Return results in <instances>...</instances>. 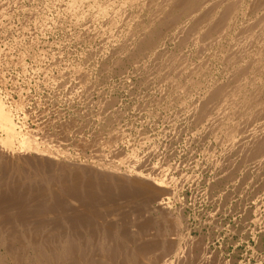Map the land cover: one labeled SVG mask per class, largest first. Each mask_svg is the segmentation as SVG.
I'll return each mask as SVG.
<instances>
[{
	"label": "bare ground",
	"instance_id": "1",
	"mask_svg": "<svg viewBox=\"0 0 264 264\" xmlns=\"http://www.w3.org/2000/svg\"><path fill=\"white\" fill-rule=\"evenodd\" d=\"M59 1H61V0H59ZM62 1L64 2V0H62ZM65 1H67V0H65ZM32 3H33V1H32ZM10 5H11V3H10ZM55 5H57V4L55 3ZM68 5H69V8H71L70 10H71L72 14L77 16L80 19L85 20L86 18L89 17V18H92L94 21H97V22L101 18H103L102 20H104V18H106L108 20V22L104 20L107 24H109V32H108L109 34L106 36L107 38H105V39L107 40L106 41L107 44L110 43L111 46H109V47H112L111 48L112 53L114 55H116V58H117V56H119L117 59L121 60L120 58L123 56V57L128 58V60L130 59L132 61V63H134V67L137 70H140L141 74L144 73V75L146 76L145 80H144V78H142L143 81L145 82V84H148L152 80L156 81L157 89H159L161 94H164V93L165 94L166 93L177 94V96L176 95H174V96H176L178 98V100L181 101L182 105H180V106L184 107L182 109L186 112V114L188 116H190V118L193 119L195 125L198 124L201 127H205L207 129L206 132L208 131L211 134H213L214 138L218 141L217 143H219V144H221V143L223 144V142L227 143V146L231 150H234V153H233L234 158L231 156L232 159H231V161L229 160L230 162L228 164L230 170H234V169L237 170L236 168H240L239 170L242 171L241 166H242V168H243V165H244V167H246L247 166L246 164H249V165L253 164L254 165L253 166L254 168L252 167L253 168L252 171H255V169H257V168L260 169L261 166L263 168V166H264V0H68ZM62 8H64V7H62ZM69 8H68V12H69ZM47 9L49 10V8H47ZM42 10H44V9H42ZM71 12H69V13H71ZM32 16H30V17H32ZM92 19H88V20H92ZM37 22H36V24H37ZM2 24L4 25L3 22H2ZM42 24H43V22H42ZM83 24H85V22ZM103 24H104V22H103ZM54 26H55V24H54ZM99 26H102V24ZM40 29H42V28H40ZM65 30H66V28H65ZM88 30L92 31L91 29H88ZM30 32H32V31H30ZM95 33H96V30H95ZM100 33H99V35H100ZM77 35H78V32H77ZM94 36H93V39H94ZM89 37H87V38H89ZM77 38H75V39H77ZM14 39H15V37H14ZM166 42L174 43L176 50H171L172 49L171 47H170L171 49H167V43ZM164 46H165V48H164ZM109 47H108V49H110ZM160 47H162V50H160ZM216 47H218V48H216ZM8 49H9V47H8ZM209 51H213L214 55L208 54L207 58L209 55H210V57L214 56L216 58V60L221 64L220 66L222 67V70L220 69L219 73H220V71H222L221 73H223V76L225 78L223 80H221V79L218 80L217 79L218 77L216 78V76L214 75L215 76L214 78H216V80L214 79L215 81H213V82L210 81L211 83H209V81L207 80L209 84H205L202 81H199V78L195 80V78L198 75L199 76L201 75V74H198V72L202 70V67H201L202 65H200V64H204V63L200 62V64H199V62H197L200 65V67H199L198 65H196L197 63L194 62L192 56L193 55H195V56L197 55V57L199 55L203 56L202 55L203 52L207 54V53H210ZM109 52L110 51L107 52L108 55H109ZM4 53H6V52H4ZM20 54H23V53H20ZM36 55H38V54H36ZM4 56H5V54H4ZM10 56H12V55H10ZM3 58H5V57H3ZM16 58H17V56H16ZM109 58H110V56H109ZM116 58H114L113 60L114 61L116 60V62H117ZM10 59H12V58H10ZM110 59H112V57ZM128 60H126V62ZM207 60H205L206 63L208 62ZM22 61H23V59L21 60V62ZM122 61H123V59H122ZM203 61H204V59H203ZM19 62H20V60H19ZM5 63H7V61H5ZM103 65H104V67L106 66L105 64H103ZM206 66H208V64ZM70 67L72 68L73 66H70ZM210 67H211V65H210ZM204 68L207 70L208 67L206 68L204 66ZM64 69H65V67H64ZM209 69H211V68H209ZM202 72H203V70L201 71V73ZM64 73H66V72H64ZM77 73H78V71H77ZM87 73H88V71H87ZM44 74L46 75V73H44ZM67 75H70V74H67ZM202 75H203V73H202ZM127 76H126V78H127ZM209 76H210V71H209ZM83 77H85V75ZM141 77H143V76H141ZM219 77H220V75H219ZM65 78H66V76H65ZM79 78H80V75H79ZM5 80H6V78H5ZM56 81H57V79H56ZM61 81H62V79H61ZM154 81H152V82H154ZM0 82H1V80H0ZM45 82H47V81H45ZM58 82H60V81H58ZM141 82H142V80H141ZM152 82H151V84H152ZM205 82H206V80H205ZM69 85H70V83H69ZM190 85H192V88L190 87ZM78 87H79V85H78ZM144 87H146V86H144ZM148 88H151V87L148 86ZM2 93H3V91H2ZM194 93H195V95H193ZM185 94L188 95V98L190 99L189 101L185 100V98H187V97L184 98ZM6 95H7V92H6ZM10 96H9L10 98H13L12 95H10ZM174 96H173V98H174ZM189 96H191V97H189ZM74 97L76 98V96H74ZM80 98H81V96H80ZM130 98H131V96H130ZM140 98H142V97H140ZM78 99H79V97H78ZM20 100H21V98H20ZM149 101H151V99ZM16 102H15V104H16ZM89 102H91V101H89ZM105 102H107V101H105ZM151 102H150V104H151ZM104 103H102V104H104ZM174 103H175V101H174ZM13 104L14 103L8 104L4 100L3 96L0 94V264H187V262H188V264L191 263L192 258L189 259L190 257L186 256V255L188 254L187 252L190 253V251L192 252L193 250L188 249L190 251H185L186 248L184 249V247L186 245L185 246L183 245L181 247L184 251L183 250L181 251V249H180L181 247H179L180 244L178 243L179 246H178V244H175L176 243L175 241H177V240L174 239L175 240L174 241L172 239L174 241V243H170L171 240L169 242V240L166 239V241H167L166 242L165 238H167V237H165L163 239L164 240L163 242H165V243H163L161 241L162 238H160V241L162 242L163 245H161V243H160L161 247L159 248L158 244L155 243V245L157 244L156 246L158 247V248L157 247L155 248V245H151V243L153 242L152 238H150L147 241V239H148V237L146 238L147 235L146 234L141 235V233H143L144 230H140L141 231V233H140L139 228H138V231H136L137 234L134 232V234L138 235L137 236L138 238H136L132 232L129 234L126 233L129 236L124 235L125 229L124 228H123L124 230L121 229L123 227L122 226L123 224L121 223L122 221L120 222L122 225L119 224L121 226L120 228L118 225H117V227H115L116 223L114 224V226H112V223H110L107 218H106L107 219L106 220L105 217H103L104 215L101 214L102 208L104 209L106 207L112 206V200H114V199H112L113 198L112 196H114L115 192H117L115 195L123 194V196H121L122 198L124 197V194L128 195L129 193H131V194L133 193L134 194L133 197H134L135 195L139 194V192H140L141 193L140 196L142 195L145 197L146 196L150 197L154 202H156L158 204L159 210L163 209V211H165V210H167L168 204H169V203L167 204V202L165 203L164 202L165 200L162 199V196L164 194L166 195V189H165L166 186H164L160 182H157L156 179H151L152 177H150V179L147 178L146 176H144L143 171H140V170L138 171L137 168H136V170H137L136 172L130 171V169L127 171L124 170L121 172L117 165H116V167H115V165H110V164L105 166L102 163L103 161L101 162L102 164L96 163L94 161L92 164H89L87 162V160L85 161V163H80L79 161L77 162L75 155L73 157L75 159L74 160L72 158L73 155L71 156L70 153L66 157H64V156L61 157L58 154L59 151H57V154L56 153L55 154L50 153L49 145H48V147H49L48 151L49 152L47 151L46 146L42 145L46 149L45 151H43L33 142L34 140L32 141L33 142L32 143L30 138L31 137L36 138L38 136L39 132H41L45 136V134H47L46 131L48 129V123H50L51 121L49 120V122H46V124H42V123H40V121H38L39 124H37V127L35 126L36 127V128L34 127L35 129H31V128H29L30 125H29V127H27V119H26L27 116L30 115L27 112H30V111H27V109H26V111H27L26 112L24 109H21V111L22 110H24V111H22L20 113L19 109L21 107L19 106V104H17V105H13ZM145 105H147V104H145ZM22 106H23V104H22ZM99 106H98V108H99ZM45 110L46 109H44V111ZM98 111H100V110L98 109ZM109 111L110 110H107V112H109ZM60 112L61 111H59V114H61ZM148 112H150V111H148ZM122 114H123V112H122ZM98 116H100V115H98ZM161 116H162V114H161ZM157 117H159V116H157ZM36 118H35V120H36ZM114 118H115V115H114ZM187 119H185V120H187ZM57 120H58V118H57ZM107 121H109V120H107ZM118 121H120V119ZM52 122H54V121H52ZM146 122H147V120H146ZM69 123H70V121H69ZM107 123L110 124V122H106L105 125ZM131 123L133 124V122H131ZM58 124H60V123H58ZM74 124L76 125V123H74ZM54 125H56V124H54ZM198 125H196V126H198ZM62 127H64V124ZM56 128H54V129H56ZM197 129H200V128H197ZM61 131H62V128H61ZM152 131H153V129H152ZM191 131H192V129H191ZM114 132H116V131H114ZM93 133L94 132H92V134ZM111 133H112V131H111ZM111 133H109V134H111ZM47 135L49 136V134H47ZM93 135L95 138L96 137L95 134H93ZM124 135H125V133H124ZM63 136H64V134H63ZM99 137H100V134H99ZM57 139H59V138H57ZM139 139H141V138H139ZM212 139H213V137H212ZM59 140H61V139H59ZM66 140H69V139H66ZM107 140H108V137H107ZM63 141H65V140H63ZM52 142H55V141L53 140ZM105 142L103 141V143H105ZM118 142L120 143V141H118ZM140 142H141V140H140ZM39 143H41V142H39ZM39 143L37 140L38 145H39ZM124 143H125V141H124ZM55 144H57V143H55ZM98 144H100V143H98ZM59 145L60 144L58 143V146ZM94 145H95V143H94ZM52 147H53V145H52ZM80 147H82V146H80ZM149 147L150 146L148 144V148ZM96 148L97 147L95 145V149ZM154 148H155V146H154ZM224 149H227V148H224ZM97 150H95V151H97ZM142 150H143V148H142ZM193 150H194V148H193ZM116 151L119 152V149ZM102 152H104V151H101V153ZM110 152L111 151H109V155H110ZM115 153L116 152H114V154ZM119 153H122V152H119ZM132 153H131V155H133ZM153 154H155V153H153ZM224 154H226V153H224ZM170 155H171V153H170ZM100 156H101V154H100ZM139 156H140V154H139ZM227 156H225V157H227ZM78 157H79V155H78ZM105 157H106V155H105ZM119 158H120V156H119ZM167 159H166V162H167ZM226 159H228V158H226ZM93 160H94V158H93ZM107 160L108 159H106V161ZM113 160H114V158H113ZM125 160H127V159H125ZM108 161L110 162V160H108ZM221 161L224 162V160H221ZM121 162H123V160ZM132 162H135V161H132ZM105 164H108V163H105ZM146 164H148V163H146ZM166 164H168V163H166ZM89 165H91V166H89ZM215 165H217V164H215ZM249 165L247 166V168L249 167ZM134 166H137V165L134 164ZM142 166H144V164ZM220 166H222V165L220 164ZM89 167H91V168H89ZM145 167H147V166H145ZM255 167H257V168H255ZM141 168H143V167H141ZM262 168L260 170H264ZM259 169H258V171H259ZM223 170H224V168H223ZM235 170L231 171V172L235 173L236 172ZM244 170L245 169H243V171ZM134 171H135V168H134ZM258 171L256 173H259ZM164 172H167V171H164ZM213 173H215V172H213ZM250 173H251V171H250ZM260 175L261 174H259V176ZM225 176H227V175H225ZM233 176H235V175H233ZM173 177H174V175H173ZM249 177H251V176H248V178ZM231 178H232V176H231ZM166 180H168V179H166ZM243 183H245V182H243ZM168 184H169V182H168ZM168 184H166V185H168ZM179 184L180 183H177V185H179ZM190 186H191V184H190ZM243 186H244V184H243ZM232 187H233V185H232ZM255 190H257V189H255ZM171 192H169V195ZM118 195H117V197H118ZM131 197H132V195H131ZM137 197H139V196H137ZM145 197H142V198H145ZM174 197H175V195H174ZM256 197H257V195H256ZM119 198H120V196H119ZM134 198H136V197H134ZM131 200H129V201H131ZM135 200H134V202H135ZM140 201H142V200H140ZM123 202H124V199H123ZM179 202H180V200H179ZM182 202H184V201H182ZM136 203H138V202H136ZM136 203H135V205H136ZM146 204L147 203L145 202V205ZM115 206H117V205H115ZM122 207H124V204ZM135 208H139V207H135ZM148 210H149V208H148ZM132 211H134V210H132ZM145 211H144V213H145ZM105 213L107 214V211ZM109 213L111 214L113 212H109ZM135 213H133V214H135ZM141 213H142V211H141ZM127 214H129V213H127ZM162 214L164 216V213H162ZM166 214H168V213H166ZM166 214H165V216H166ZM125 215H126V213H125ZM125 215H123V216H125ZM88 216L89 217L92 216V217L96 218L97 223L94 224L90 220V218L92 219V217L88 218ZM145 216L147 217V215H145ZM180 216H181V214H180ZM142 217H140V218H142ZM148 217H150V216H148ZM111 218L112 217H110V219ZM114 218H115V216H114ZM114 218H112V220ZM140 218H139V220H140ZM168 218H171V217L168 216ZM175 218H177V217H175ZM136 219H138V218H135V220ZM151 219H149V220H151ZM162 219H163V217H162ZM93 220H95V219H93ZM112 220H110V221H112ZM172 220L170 219V221H171L170 223H172L174 221V220L173 221ZM90 221H91V223L94 224L93 226H91L90 223H87ZM129 221H131V220H129ZM133 221H134V219H133ZM136 221H138V220H136ZM167 222H169V221H167ZM148 223H149V221H148ZM155 223H156V221H155ZM159 223H160V227H161V222H159ZM164 223H166V222H164ZM152 224H154V223H152ZM156 225H157V223H156ZM181 225H182V222L179 221L177 218L176 221L174 222L173 226L171 225V229H168V227H166V228L168 229V231L169 230L170 231L171 230L177 231V233L175 232V234L178 235L179 234L178 230H179V227H181ZM140 226H141V224H140ZM129 227H130V225H129ZM129 227L127 226L126 228H129ZM134 227H137V226L134 225ZM183 227H184V225H183ZM132 228H133V226H132ZM166 228H163L164 231ZM169 228H170V226H169ZM135 229H134V231H135ZM145 229H146V226H145ZM159 229L162 230V227ZM129 230L131 231V229H129ZM148 230H149V227H148ZM148 230H147V232H148ZM161 230L159 232L160 234L165 233ZM183 230L181 231L180 236H181V239H183L182 241L184 243L185 239L188 237V233L187 232L185 233V231H183ZM132 231H133V229H132ZM151 231H152L151 233H153L154 229ZM138 233H140V234H138ZM130 234H132V235H130ZM169 234L171 235L172 232H169ZM175 234H172V235H175ZM144 235H146V236L144 237ZM172 235H171V237H172ZM158 236H159V234L157 232V237ZM180 236L179 237L177 236V237L180 238ZM120 239H121V241H120ZM180 240L178 242H180ZM194 240H195V238H194ZM146 241H147V243L148 242H151V243H149V245H145ZM186 241H188V240H186ZM144 242H145V244H144ZM188 242H186L185 244H187ZM152 244H154V243H152ZM149 246H152L151 248H153V249L155 248L154 250L152 249L153 252L150 250L151 248L149 249ZM187 246H188V244H187ZM194 246L195 245L193 244V247ZM200 246H198V247L200 248ZM188 248H191V247L189 246ZM157 249H161L162 251L164 250V252H165V254L163 253L164 255L161 256L160 258H157L154 255V253H155L154 251ZM200 251H201V248H200ZM171 253H174L173 256H175V259L170 257ZM191 254H193V253H191ZM195 256H196V254H195ZM199 256H200V254H199ZM187 257H189V258H187ZM191 257H192V255H191ZM193 257H194V255H193ZM188 259L190 261H187ZM194 261H196V260H194ZM207 261H209V260H207ZM214 264H216V263H214Z\"/></svg>",
	"mask_w": 264,
	"mask_h": 264
},
{
	"label": "rangeland",
	"instance_id": "2",
	"mask_svg": "<svg viewBox=\"0 0 264 264\" xmlns=\"http://www.w3.org/2000/svg\"><path fill=\"white\" fill-rule=\"evenodd\" d=\"M32 1H33V3H32ZM54 1L53 0H36V1L35 0H19V1L18 0H0V3H1L0 4V16H1L0 17V23L1 24H2V22L4 23V25L0 24V80H1V82H0V94L3 96L4 100L8 104H12V103H14L13 105L19 104V106L21 107L20 108L18 106L20 108L19 109L20 113L24 110L26 111V109H27V111H30V112L26 111L27 113L30 114V115L28 114L29 116H27V118H26L27 119V127H29V125H30L29 128L35 129L37 127V124H39L38 121H40V123H42V124H46V122H49V120L51 121L50 123H48V129L46 131L47 134H49V136L47 134H45V136H44V134L39 132L38 136L36 138L35 137L30 138L31 142L34 140L33 142L43 151H45L46 149L48 151L50 149L49 150L50 153H54V154L55 153L57 154V151H59L60 153L58 152V154L61 157H63V156L66 157L69 155V153L71 156L73 155L72 158L75 155L77 162L79 161L80 163H85L86 160L89 164H92L93 161L96 163H101L103 161L102 163L105 166L110 164V165H115V167H116V165H117L121 172L124 170L127 171L129 169H130V171H133V172L140 170V171H143L144 176H146L147 178L150 179V177H152L151 179H156L157 182H160L161 184L166 186V188H165L166 189V195L167 194L168 195L166 196L164 194L162 196V199L165 200L164 201L165 203L166 202H167V204L169 203L168 208H167V210L169 212L167 210L163 211V209L159 210L158 204L156 202H154L148 196H146V197L142 196V195L140 196V194H141L140 192H139V194L134 196L136 198L133 197V195H134L133 193L132 194L129 193L128 195L124 194L123 198L121 197V196H123V194H121V195L117 194L118 195V197H117V195H115L117 192L114 193V196H112L113 197L112 199H114V200H112V206H109L110 208L109 207H106L104 209L102 208L101 214L104 215L103 217H105V219L107 218L109 220V222L112 223V226H114V224L116 223L115 227H117V225H118L120 228L121 227L120 225L123 224L122 225L123 227L121 229H123V228L125 229L124 235H127L131 232L133 234H134V232L137 234L136 231H138V228H139L140 233H141L140 230H144V232L141 233V235L146 234L147 236L144 235V237L145 236H146V238L148 237L147 241L150 238L153 239V240L152 239L151 240L153 241L152 243H154V244H152L151 242L147 243V241H146V244H145V242H144V244L149 245V243H151V245H155V243H157L159 248L161 247L160 243H161V245H163L162 242L164 241L163 239L165 237H167V238H165V241H166V239L169 240V242L171 240L170 243H174V241L177 240V241H175L176 242L175 244L179 243L180 244V246L178 244L179 247L186 245L184 247V249L186 248L187 250L185 249V251H190L188 249L193 250L192 252L190 251V253L187 252L189 255L188 254L186 255V256L190 257V258L189 257H187V258H189V259L192 258L191 263H189V264H197V263L198 264H203V263L204 264H211V263L212 264H214V263H216V264L217 263L218 264H264V201H263L264 200V188H263L264 187L263 186L264 185L263 184L264 183V170H260L262 168V166L260 167V169L255 167L257 169H255V171H252L254 168L253 167L254 165L253 164L252 165L246 164L247 166L249 165L248 168L246 165H245L246 167H244V165H243V168L241 166L242 171L239 170L240 168H236L237 170H235L233 168L236 172L235 173L231 172L234 170H230L228 164L234 155L233 154L234 150H231L227 146V143H224V142H223V144L217 143L218 141L214 138L213 134H211L208 131L206 132L207 129L205 127H201L198 124H196V125H198V126H196L194 124L193 119L190 118V116H188L186 114V112L182 109L184 107L180 106L182 104H181V101L178 100V98L176 97L177 94H175V93H173V94L172 93L161 94L159 89H157L156 81L152 80L155 83L151 81L152 84H151V82H149L148 84H145V82L143 81L142 78H144V80H145L146 76L144 75V73L141 74L140 73L141 71L137 70L134 67V63H132V61L130 59L128 60V58L123 57V56L120 58L121 60L117 59L119 56H117V58H116V55H114L112 53V49H111L112 47H109V46H111L110 43H108V44L106 43L107 40L105 38H107L106 36L109 34L108 33L109 32V24H107L105 22V21L108 22V20L106 18H104L105 21L102 20L103 18L98 20L99 23L97 21H94L92 18H89V17L86 18L87 20L86 19L85 20L80 19L77 16L72 14V12L70 10L71 8H69V5H68V0L67 1L64 0V2L62 0L61 1L54 0ZM10 3H11V5H10ZM55 3L57 5H55ZM62 7H64V8H62ZM47 8H49V10ZM68 8H69V12H71V13L68 12ZM42 9H44V10H42ZM30 16H32V17H30ZM88 19H92V20H88ZM36 22H37V24H36ZM42 22H43V24H42ZM82 22L83 23L85 22V24H83ZM103 22H104V24H103ZM54 24H55V26H54ZM101 24H102V26L103 25L104 26L103 27L99 26ZM40 28H42V29H40ZM65 28H66V30H65ZM88 29H91L92 31H90ZM95 30H96V33H95ZM30 31H32V32H30ZM77 32H78V35H77ZM99 33H100V35H99ZM93 36H94V39H93ZM14 37H15V39H14ZM87 37H89V38H87ZM75 38H77V39H75ZM166 43H167V49L172 48L171 50H176L174 43H171V42H166ZM8 47H9V49H8ZM108 47L111 50L108 49ZM164 48H165V46H164ZM216 48H218V47H216ZM106 49L108 51H110L109 55H108V53H107L108 51ZM160 50H162V47H160ZM4 52H6V53H4ZM209 52L210 53H207V54L203 52L202 53L203 56H201L199 54H198L199 55L198 57H197V55L192 56L194 62H196V63L199 62V64H200V62H203L205 64V65L200 64V65H202L201 67L203 70V72H202L203 75L201 73V71H202L201 70V71H199L200 73L198 72V74H201V75L200 76L196 75L197 77L195 78V80L199 78V81H202L205 84H209V83L215 81L217 77H218L217 78L218 80H220V79L223 80L225 78L223 76V73H221L222 71H220L221 74L219 73V70L220 69L222 70V67L220 66L221 64L216 60V58L214 56L210 57V55L207 58L208 54L214 55L213 51H209ZM20 53H23V54H20ZM4 54H5V56H4ZM36 54H38L39 56ZM10 55H12V56H10ZM16 56H17V58H16ZM109 56H110V58L112 57V59H110ZM3 57H5V58H3ZM10 58H12V59H10ZM21 58L23 59V61H22L23 63L21 62V60H22ZM114 58L117 59V62H116V60L115 61L113 60ZM122 59H123V61H122ZM203 59H204V61H203ZM19 60H20V62H19ZM126 60H128V61L126 62ZM205 60H207L208 62L206 63ZM5 61H7V63H5ZM103 64H105L106 66L104 67ZM199 64L197 63L196 65H198L200 67ZM207 64H208V66H206ZM210 65H211V67H210ZM70 66H73V67L71 68ZM204 66L206 68L208 67L207 70L204 68ZM64 67H65V69H64ZM209 68H211L212 70ZM77 71H78V73H77ZM87 71H88V73H87ZM209 71H210V76H209ZM43 72L46 73V75ZM64 72H66V73H64ZM67 74H70V75H67ZM79 75H80V78H79ZM84 75H85V77H83ZM214 75L216 76V78H214L215 77ZM219 75H220V77H219ZM65 76H66V78H65ZM126 76H127V78H126ZM141 76H143V77H141ZM5 78H6V80H5ZM56 79H57V81H56ZM61 79H62V81H61ZM141 80L143 83L141 82ZM205 80H206V82H205ZM207 80L209 81V83ZM45 81H47V82H45ZM58 81H60V82H58ZM69 83H70V85H69ZM78 85H79V87H78ZM144 86H146V87H144ZM148 86L151 88H148ZM190 87L192 88V85H190ZM2 91H3V93H2ZM6 92H7V95H6ZM8 95L9 96L12 95L13 98H10L11 96L9 97ZM174 95H176V96H174ZM186 95L187 94L184 95V98L187 97V98H185V100L189 101L190 99L188 98V95L187 96ZM193 95H195V93ZM74 96H76V98ZM80 96H81V98H80ZM130 96L132 99L130 98ZM173 96H174V98H173ZM78 97H79V99H78ZM102 97L103 98L105 97V98L103 99ZM140 97H142V98H140ZM189 97H191V96H189ZM20 98H21V100H20ZM150 99L152 102L149 101ZM14 101L15 102L17 101L16 104ZM89 101H91V102H89ZM105 101H107V102H105ZM174 101H175V103H174ZM150 102H151V104H150ZM102 103H104V104H102ZM22 104H23V106H22ZM145 104H147V105H145ZM98 106H99V108H98ZM21 109H24V110L21 111ZM44 109H46V110L44 111ZM98 109L100 111H98ZM107 110H110V111L107 112ZM59 111H61L60 112L61 114H59ZM148 111H150V112H148ZM122 112H123V114H122ZM158 113L159 114L161 113L162 116H161V114L159 115ZM32 114L33 115L35 114V115L33 116ZM98 115H100V116H98ZM114 115H115V118H114ZM157 116H159V117H157ZM35 118H36V120H35ZM57 118H58V120H57ZM118 118L120 119V121H118L119 120ZM185 119H187V120H185ZM32 120L33 121L35 120V121L33 122ZM107 120H109V121H107ZM146 120H147V122H146ZM167 120L168 121L170 120V121L168 122ZM52 121H54L55 123ZM69 121H70V123H69ZM61 122L64 124V127H62L63 124ZM106 122H110V124L107 123L105 125ZM131 122H133V124ZM58 123H60V124H58ZM74 123H76V125ZM54 124H56V125H54ZM54 128H56V129H54ZM61 128H62V131H61ZM197 128H200V129H197ZM152 129H153V131H152ZM191 129H192V131H191ZM111 131H112V133H111ZM114 131H116V132H114ZM75 132L76 133L78 132V133L76 134ZM92 132H94L93 134H95V136H96L95 138H94V135L92 134ZM109 133H111V134H109ZM124 133H125V135H124ZM63 134H64V136H63ZM99 134H100V137H99ZM56 137L61 139V140L57 139ZM107 137H108V140H107ZM212 137L214 140L212 139ZM65 138L69 139L70 141L66 140ZM139 138H141V139H139ZM36 139L38 140V143L41 142V143H39V145L37 144ZM53 140L55 142H52ZM63 140H65V141H63ZM140 140H141V142H140ZM103 141L104 142L106 141V142L103 143ZM118 141H120V143ZM124 141H125V143H124ZM55 143H57V144H55ZM58 143L60 144L59 146H58ZM94 143L97 147L96 149H95ZM98 143H100V144H98ZM148 144L150 146L149 148H148ZM42 145L46 146V149ZM48 145L50 148L48 147ZM52 145H53V147H52ZM80 146H82V147H80ZM154 146H155V148H154ZM142 148H143V150H142ZM193 148H194V150H193ZM224 148H227V149H224ZM115 149L116 150L119 149V152H122L124 155L122 153H119ZM95 150H97V151H95ZM101 151H104V152H102L103 154L101 153ZM109 151L112 152V153L110 152V155H109ZM114 152H116V153L114 154ZM131 153L133 155H131ZM138 153L140 154V156ZM153 153H155V154H153ZM170 153H171V155H170ZM224 153H226V154H224ZM100 154L102 157L100 156ZM78 155H79V157H78ZM105 155H106V157H105ZM119 156H120V158H119ZM223 156L224 157L227 156V157L224 158ZM229 156L230 157L232 156V157L230 158ZM93 158H94V160H93ZM113 158H114V160H113ZM165 158L166 159L168 158L167 162H166ZM226 158H228V159H226ZM106 159L110 160L111 163L108 160L106 161ZM125 159H127V160H125ZM120 160L121 161L123 160V162H121ZM221 160H224V162ZM132 161H135V162H132ZM165 162L168 164H166ZM105 163H108V164H105ZM146 163H148V164H146ZM134 164H136L137 166H134ZM143 164H144V166H142ZM215 164H217V165H215ZM220 164L222 166H220ZM89 166H91V165H89ZM145 166H147V167H145ZM141 167H143V168H141ZM89 168H91V167H89ZM134 168H135V171H134ZM136 168H137V170H136ZM223 168L225 171L223 170ZM243 169H245V170L243 171ZM258 169H259V171H258ZM262 169H264V166ZM163 170L167 171V172H164ZM249 170L251 171V173ZM256 170L259 173H256L257 172ZM213 172H215L217 175ZM232 174L235 176H233ZM259 174H261V175L259 176ZM173 175H174V177H173ZM225 175H227V176H225ZM231 176H232V178H231ZM248 176H251V177L248 178ZM166 179H168V180H166ZM168 182H169V184H168ZM243 182H245V183H243ZM177 183H180V184L177 185ZM166 184H168V185H166ZM190 184H191V186H190ZM243 184H244V186H243ZM232 185H233V187L235 185L236 186L233 188ZM255 189H257V190H255ZM169 192H171L170 195H169ZM131 195H132V197H131ZM174 195L176 198L174 197ZM256 195H257V197H256ZM119 196H120V198H119ZM137 196H139V197H137ZM142 197H145V198H142ZM127 198L129 200H131L132 198L134 200L135 199L136 200H135V202L133 199L131 201H129ZM123 199H124V202H123ZM140 200H142V201H140ZM179 200H180V202H179ZM182 201H184V202H182ZM136 202H138L139 204ZM145 202L147 203L146 205H145ZM135 203H136V205H135ZM123 204H124V207H122ZM115 205H117L118 207ZM135 207H139V208H135ZM148 208H149V210H148ZM132 210H134V211H132ZM140 210L142 211V213ZM106 211H107V214L105 213ZM144 211H145V213H144ZM109 212H113V213H111L113 216ZM125 213H126V215H125ZM127 213H129V214H127ZM133 213H135V214H133ZM162 213H164V216ZM166 213H168V214H166ZM144 214L147 215V217ZM165 214H166V216H165ZM180 214H181V216H180ZM123 215H125V216H123ZM114 216H115V218H114ZM148 216H150V217H148ZM168 216H170L171 218H168ZM90 217H92V216H90ZM90 217L88 216V218H90ZM110 217L114 218L116 221L114 219L112 220V218L110 219ZM140 217H142V218H140ZM162 217H163V219H162ZM175 217H177L178 220L182 222V225H181V227H179V230H178V232H179L178 235L175 234V232L177 233V231H174V230L168 231V229H171V225L173 226L174 222L176 221L177 218H175ZM132 218L134 219V221ZM135 218H138V219H136L138 221H136ZM139 218L141 221L139 220ZM93 219H95V220H93ZM149 219H151V220H149ZM170 219L174 220V221L172 220L173 224L170 223L171 222ZM90 220L94 224L97 223V219L94 217H92V219L90 218ZM110 220H112V221H110ZM129 220H131V221H129ZM166 220L169 222H167ZM91 221L87 222V223H90V225L93 226L94 224L91 223ZM148 221H149V223H148ZM155 221H156L157 225H156ZM159 222H161L162 230L159 229V228H161ZM164 222H166V223H164ZM152 223H154V224H152ZM140 224L143 228L140 226ZM129 225L131 228L129 227ZM134 225H136L137 227H134ZM183 225H184V227H183ZM127 226L129 228H126ZM132 226H133V228H132ZM145 226H146L147 230L149 227L148 232L145 229ZM169 226H170V228H169ZM166 227H168V229ZM163 228H166L165 231ZM180 228L182 230L184 229L183 231H185V233L186 232L188 233V237L185 239L184 243L182 241L183 239H181V236H180L181 231H182ZM129 229H131V231ZM132 229H133V231H132ZM134 229H135V231H134ZM153 229H154V231H153V233H151L152 232L151 230H153ZM160 230L165 232V233L160 234L159 233ZM157 232L159 234L158 237H157ZM169 232H172V234H175V235L171 234L172 235V237H171ZM140 233H138V234H140ZM136 234H134V235L136 238H138L137 237L138 235H136ZM130 235H132V234H130ZM127 236H129V235H127ZM177 236L178 237L180 236V238H178ZM160 238H162L161 239L162 242L160 241ZM194 238H195V240H194ZM172 239L173 240L175 239V240L173 241ZM179 240H180V242H178ZM186 240H188L189 242ZM120 241H121V239H120ZM186 242H188L187 243L188 246H187V244H185ZM163 243H165V242H163ZM193 244L196 246V247L194 246L195 248L193 247ZM156 245H155V248L157 247ZM197 245L200 246L201 251ZM189 246L191 248H188ZM151 247L152 246H149V249ZM152 249L153 248H151L150 250L153 252L154 249L153 250ZM161 249H157L154 251L155 252L154 255L157 258H160L161 256H163L165 254L164 250L162 251ZM180 249H181V251L183 250L182 247ZM191 253H193V254H191ZM195 254H196V256H195ZM199 254H200V256H199ZM173 255H174V253H171L170 257L175 259V256H173ZM191 255H192V257H191ZM193 255H194V257H193ZM189 259L187 261H190ZM194 260H196V261H194ZM207 260H209V261H207ZM187 264H188V262H187Z\"/></svg>",
	"mask_w": 264,
	"mask_h": 264
}]
</instances>
